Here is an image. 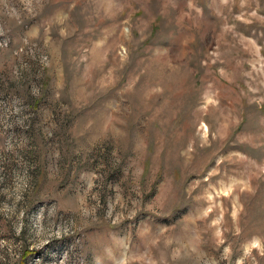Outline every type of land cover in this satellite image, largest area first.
Masks as SVG:
<instances>
[{
    "label": "rangeland",
    "instance_id": "obj_1",
    "mask_svg": "<svg viewBox=\"0 0 264 264\" xmlns=\"http://www.w3.org/2000/svg\"><path fill=\"white\" fill-rule=\"evenodd\" d=\"M0 264H264V0H0Z\"/></svg>",
    "mask_w": 264,
    "mask_h": 264
},
{
    "label": "trees",
    "instance_id": "obj_2",
    "mask_svg": "<svg viewBox=\"0 0 264 264\" xmlns=\"http://www.w3.org/2000/svg\"><path fill=\"white\" fill-rule=\"evenodd\" d=\"M31 254H32L31 251H29L28 249H24L21 254L20 261L22 262L26 261V259L29 258Z\"/></svg>",
    "mask_w": 264,
    "mask_h": 264
},
{
    "label": "built area",
    "instance_id": "obj_3",
    "mask_svg": "<svg viewBox=\"0 0 264 264\" xmlns=\"http://www.w3.org/2000/svg\"><path fill=\"white\" fill-rule=\"evenodd\" d=\"M28 41H27V39H25L24 40V43H23V45H22V47H21V49H20V52H25V51H27L28 50ZM33 53H34V49L32 48V49H30Z\"/></svg>",
    "mask_w": 264,
    "mask_h": 264
}]
</instances>
